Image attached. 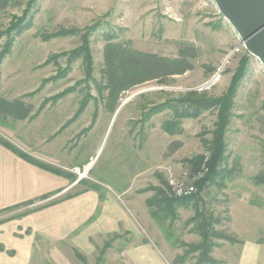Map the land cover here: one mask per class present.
<instances>
[{"label": "rangeland", "instance_id": "obj_1", "mask_svg": "<svg viewBox=\"0 0 264 264\" xmlns=\"http://www.w3.org/2000/svg\"><path fill=\"white\" fill-rule=\"evenodd\" d=\"M29 17L27 30L18 35L9 32L11 23ZM97 21L100 25L89 34L93 71L87 77L83 56L69 61L68 53L81 44L88 25ZM62 29L73 31L45 38ZM108 35L113 38L105 39ZM10 38L11 48L6 50ZM238 40L212 0H0V136L17 132L30 138L25 146L35 147L46 132H71L59 153L78 166L91 162L86 179L94 177L98 188L112 193L126 188L128 193H120V199L129 194L143 206L144 197L155 194L148 186H161V180L169 185L168 170L180 177L188 170L185 159L207 154L202 140L211 139L217 115L211 108L197 118H184L181 132L169 135L161 123L172 111L165 109L149 118L147 109L163 101L165 108L188 91L220 96L246 50L229 60L212 88L197 86L208 80ZM62 52L65 55L53 56ZM155 75L162 77L129 86L116 100L111 97L120 87ZM233 102L222 164L233 170L231 179L227 177L221 188L207 185L198 196L199 210L214 217V232L235 241L213 238L208 258L195 250L201 239L188 222L194 205L180 209L179 221L162 235L149 227V219L141 218L138 241L155 244L168 262L178 264L184 257L182 264H238L234 259L242 240H264V181H254L264 174V68L253 56ZM22 110L24 117L14 116ZM172 141L181 146L169 154ZM59 144L60 137L45 147L56 152ZM56 158L62 159L58 154ZM124 184L127 187L119 188ZM116 243L105 259H96L98 248L80 264H125L115 251ZM262 263L263 255L254 256V264Z\"/></svg>", "mask_w": 264, "mask_h": 264}, {"label": "crops", "instance_id": "obj_2", "mask_svg": "<svg viewBox=\"0 0 264 264\" xmlns=\"http://www.w3.org/2000/svg\"><path fill=\"white\" fill-rule=\"evenodd\" d=\"M70 134L46 132L37 138L35 147H28L25 140L29 137L1 132V136L38 163L0 143V264H80L77 254L87 260L99 248L96 259L102 250L105 259L107 251L114 249L115 241L118 247L115 251L125 264V259L132 264H172L163 258L155 244L144 239L138 241L141 218L149 219V227L152 225L161 235L169 228L168 221L166 225L158 224L150 216L146 201L152 196H145L143 206H137L135 203H141L140 200L129 194L120 199V193H128V189L120 188L127 187L126 184L112 193L98 188L94 177L86 179L91 182L85 179L75 182L68 168L77 163L71 157L67 161V154L59 153L66 148L65 140ZM58 137L60 148L56 152L45 147ZM66 153H70L69 147ZM180 209L183 208L177 210L178 217ZM164 240L166 243L167 238ZM239 244L234 259L238 264H254V256L258 254L264 259V240H242ZM104 245L107 247L103 248Z\"/></svg>", "mask_w": 264, "mask_h": 264}, {"label": "trees", "instance_id": "obj_3", "mask_svg": "<svg viewBox=\"0 0 264 264\" xmlns=\"http://www.w3.org/2000/svg\"><path fill=\"white\" fill-rule=\"evenodd\" d=\"M31 25V17L29 18H20L15 22L11 23L9 32L15 33L16 35L21 34L25 30H27ZM97 25L100 23L94 22L82 32L81 39L82 42L77 46L74 50L69 51V61L83 56L86 65L87 77H92L93 66L91 67V58L89 54V34L96 30ZM73 29H62L55 32H52L45 36V38L55 37L59 35L71 34ZM113 38V36L108 35L105 39L109 40ZM13 38H10L6 44L5 49L10 50ZM111 43H108V47H111ZM60 55H65V53L55 54L54 57H58ZM251 55L246 51L240 57L239 62L232 74L231 80L223 93L220 96H208L207 94H197L192 91L186 92L183 98H178L173 100L174 102L171 105H167L163 108L162 104H166L165 101L160 102L158 104H153L151 108L147 109L148 112L145 115H149V118L159 112L164 111L165 109H170L172 111V116L161 123V129L168 133L169 135H175L181 132L182 127V119L184 118H197L201 115L205 110L216 108L217 115L216 120L213 123V128L211 130V139L206 141L202 140V144L205 148L207 154L198 153L193 155L191 158L185 159L187 163V169L189 172H195L199 169L200 165L204 162L206 156H208L206 163L207 171L204 176L196 181V192L190 194L188 196L176 197L170 191V186L166 185L164 180H161V186L158 187H150L155 191V194L146 201V205L149 210L150 216L158 223H162L164 225L165 221H168L169 228L174 226V222L178 219L179 208L187 209L194 205V213L193 216L188 220V222L192 223L193 229L196 231L198 236L201 239L200 244L194 248L195 250H199L201 255H204L208 258V253L210 249L214 245L213 238L227 239L230 242L235 241L233 238H230L227 235H223L221 233L214 232L213 230V215L205 214L202 210H199V202H201V198L198 196L202 190L207 185L215 184L218 187H222L225 185V180L231 179L232 169L223 168L222 164L226 159V142H225V133L227 132L228 124L230 123L231 110L234 104V98L239 89L240 83L244 76L248 71V63L249 57ZM1 59V58H0ZM51 59V58H50ZM50 61V60H49ZM48 61V62H49ZM186 69L184 68L179 73H184ZM58 76H55V78ZM162 76L155 75L149 78H144L138 82H134L132 84L122 86L119 89L115 90L111 97H114L115 100L119 94V92L127 89L129 86L134 84H141L145 81L152 79H160ZM63 93H60L56 97L62 96ZM24 110V109H23ZM23 110L14 116L17 118H22L25 116V112ZM26 111V110H25ZM0 143L4 146L14 150V152L19 155L27 158V160L36 163L37 161L20 151L16 148L11 142L0 136ZM181 146L179 141H172L168 145L167 152L174 153ZM38 163V162H37ZM256 184L262 183L264 181V174L261 176H257L254 178ZM92 186V185H90ZM169 186V187H168ZM163 187L168 188V190L163 189ZM95 188H97L95 186ZM149 188V189H150ZM167 238V237H166ZM170 243V242H169ZM171 244V243H170ZM107 245H104L103 248H106ZM104 250L100 251V255L97 260L101 259ZM80 262L84 261L83 257L77 254ZM184 258V257H183ZM183 258H180L178 264L183 263ZM97 261V262H98ZM174 264V263H172Z\"/></svg>", "mask_w": 264, "mask_h": 264}, {"label": "water", "instance_id": "obj_4", "mask_svg": "<svg viewBox=\"0 0 264 264\" xmlns=\"http://www.w3.org/2000/svg\"><path fill=\"white\" fill-rule=\"evenodd\" d=\"M242 41L244 49L264 68V0H212Z\"/></svg>", "mask_w": 264, "mask_h": 264}, {"label": "built area", "instance_id": "obj_5", "mask_svg": "<svg viewBox=\"0 0 264 264\" xmlns=\"http://www.w3.org/2000/svg\"><path fill=\"white\" fill-rule=\"evenodd\" d=\"M244 49L242 41L239 39L238 43L230 48L221 64H219L214 72L207 78L204 83L198 85V89H210L212 88L221 78L225 65L229 62L230 59L241 50ZM245 50V49H244ZM196 88V87H195ZM206 160L205 157L204 162L200 165L199 169L195 172H189L188 170L182 171V176L176 177L173 175L172 170H168V181L169 186L171 188V192L176 197L188 196L196 191V181L199 180L201 177L204 176L205 172L207 171L206 167ZM91 162L86 163L83 166L74 165L68 168L69 172L75 176V182H79L83 179L88 178V173L90 170Z\"/></svg>", "mask_w": 264, "mask_h": 264}]
</instances>
